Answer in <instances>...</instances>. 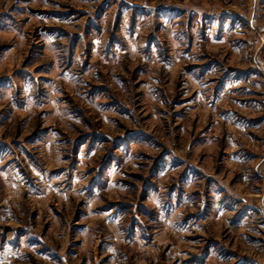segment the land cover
Listing matches in <instances>:
<instances>
[{"label":"rangeland","instance_id":"1","mask_svg":"<svg viewBox=\"0 0 264 264\" xmlns=\"http://www.w3.org/2000/svg\"><path fill=\"white\" fill-rule=\"evenodd\" d=\"M261 60L264 0H0V264H264Z\"/></svg>","mask_w":264,"mask_h":264},{"label":"built area","instance_id":"2","mask_svg":"<svg viewBox=\"0 0 264 264\" xmlns=\"http://www.w3.org/2000/svg\"><path fill=\"white\" fill-rule=\"evenodd\" d=\"M257 19L252 18V24L255 25ZM259 37H253V44H259ZM257 75L262 87V98L256 102L257 108L264 113V60L259 61L257 65ZM13 214V210L10 205L5 204L0 207V223L8 222Z\"/></svg>","mask_w":264,"mask_h":264},{"label":"crops","instance_id":"3","mask_svg":"<svg viewBox=\"0 0 264 264\" xmlns=\"http://www.w3.org/2000/svg\"><path fill=\"white\" fill-rule=\"evenodd\" d=\"M180 12V11H179ZM181 13V12H180ZM167 14H169V12L167 13ZM199 15V14H198ZM221 14H217V15H215L216 17H218V16H220ZM200 16V15H199ZM203 17H206V15H203ZM194 20H195V18H194ZM226 81V80H225Z\"/></svg>","mask_w":264,"mask_h":264}]
</instances>
